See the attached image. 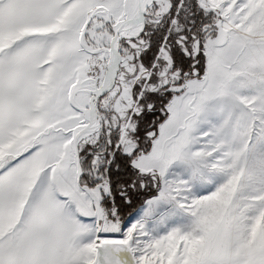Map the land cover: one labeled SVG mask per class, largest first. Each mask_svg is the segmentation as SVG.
Wrapping results in <instances>:
<instances>
[{
	"label": "snow or ice",
	"instance_id": "6c2138e0",
	"mask_svg": "<svg viewBox=\"0 0 264 264\" xmlns=\"http://www.w3.org/2000/svg\"><path fill=\"white\" fill-rule=\"evenodd\" d=\"M0 264H264V0H0Z\"/></svg>",
	"mask_w": 264,
	"mask_h": 264
}]
</instances>
